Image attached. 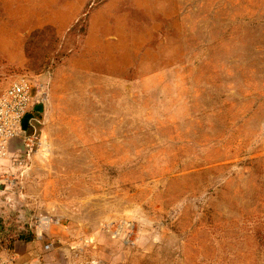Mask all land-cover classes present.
Wrapping results in <instances>:
<instances>
[{
    "label": "rangeland",
    "instance_id": "obj_1",
    "mask_svg": "<svg viewBox=\"0 0 264 264\" xmlns=\"http://www.w3.org/2000/svg\"><path fill=\"white\" fill-rule=\"evenodd\" d=\"M21 77L0 264H264V0H0Z\"/></svg>",
    "mask_w": 264,
    "mask_h": 264
},
{
    "label": "built area",
    "instance_id": "obj_2",
    "mask_svg": "<svg viewBox=\"0 0 264 264\" xmlns=\"http://www.w3.org/2000/svg\"><path fill=\"white\" fill-rule=\"evenodd\" d=\"M46 100L45 86L36 85L27 77L15 80L0 94V170L26 160L38 149L39 138L30 133L27 115ZM3 186L8 184L0 178V197Z\"/></svg>",
    "mask_w": 264,
    "mask_h": 264
},
{
    "label": "trees",
    "instance_id": "obj_3",
    "mask_svg": "<svg viewBox=\"0 0 264 264\" xmlns=\"http://www.w3.org/2000/svg\"><path fill=\"white\" fill-rule=\"evenodd\" d=\"M34 239V234H30V235H27V234H13L10 236V238L8 239H4L3 240V244L2 245H5L6 243H9L11 245H13L15 242L17 241H24L25 243H28V242H31L32 240Z\"/></svg>",
    "mask_w": 264,
    "mask_h": 264
},
{
    "label": "crops",
    "instance_id": "obj_4",
    "mask_svg": "<svg viewBox=\"0 0 264 264\" xmlns=\"http://www.w3.org/2000/svg\"><path fill=\"white\" fill-rule=\"evenodd\" d=\"M31 127H29V129H30ZM30 130H32V129H30ZM4 177L5 178H7V177H9L8 175H4ZM6 183H7V181H6ZM38 233H40V232H38ZM34 244H36V246L37 245H39V243H38V241L37 242H35ZM20 246H24V245H20ZM40 246V245H39ZM28 247V246H27ZM26 247V248H27ZM18 251H16V252H14V254H16V255H22V253L21 252H23V251H25L26 249H21V247H19L18 249H17ZM20 250V251H19ZM28 250V249H27ZM23 254H24V252H23ZM24 257V256H23Z\"/></svg>",
    "mask_w": 264,
    "mask_h": 264
}]
</instances>
